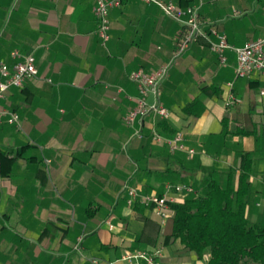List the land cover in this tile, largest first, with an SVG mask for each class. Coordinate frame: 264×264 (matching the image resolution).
Listing matches in <instances>:
<instances>
[{
    "label": "crops",
    "instance_id": "obj_1",
    "mask_svg": "<svg viewBox=\"0 0 264 264\" xmlns=\"http://www.w3.org/2000/svg\"><path fill=\"white\" fill-rule=\"evenodd\" d=\"M93 6L0 0V59L10 66V51L31 54L37 70L0 99L19 115V125L0 123V264H127L126 251L155 247L160 264H204L167 239L171 217L162 222L144 204L128 205L126 186L182 203L187 193L166 188L167 169L182 170L194 188L202 168L214 169L221 185L232 171L236 187L249 153L247 216L264 222V74L237 77L236 53L226 49L220 63L209 46L218 34L233 47L263 37L264 0H201L204 34L170 65L157 97H147L168 115L132 127L124 119L139 90L130 72L168 63L184 28L152 3L121 0L109 8L103 43ZM152 130L180 133L194 152L171 151Z\"/></svg>",
    "mask_w": 264,
    "mask_h": 264
},
{
    "label": "built area",
    "instance_id": "obj_2",
    "mask_svg": "<svg viewBox=\"0 0 264 264\" xmlns=\"http://www.w3.org/2000/svg\"><path fill=\"white\" fill-rule=\"evenodd\" d=\"M121 0H93V12L97 21V35L103 43L109 39L110 22L108 18L109 8L119 5ZM146 3L156 5L165 15L173 18L184 28L181 38L175 45L173 55L168 63L159 66L152 71H144L139 68L133 70L129 74V78L134 81L139 90V96L135 99V106L126 114L125 124L132 127L136 120L142 121L145 117L152 115L154 117L164 118L168 115V110L157 100L148 102L147 97L152 95L157 97L159 92V83L167 75L168 69L173 61L182 55L189 45L199 36L204 34L202 21L199 17V7L201 0H196L195 4L180 6L172 1L165 0H143ZM210 50L217 54L219 62L224 63V51L231 49L236 53V64L234 73L237 77H246L252 73L264 74V36L255 40L248 41L240 47L231 46L226 36L218 34L215 41H211ZM9 56L16 61L12 65H8L6 61L0 59V99L12 87H21L25 80L35 77L37 70L35 67V59L31 54L21 56L17 50H12ZM260 94H264V86L260 89ZM230 103V101H228ZM7 122L19 125V115L15 111L0 108V123ZM140 129H135L134 134L140 136ZM152 140L157 143H166L171 151L181 150L188 154L194 152L193 149H187L183 143V137L180 133L174 134L172 137H164L157 131L152 130ZM47 163L50 160H46ZM167 189L172 188L177 192L189 193L192 188L186 184H167ZM127 204L132 206L136 201L149 207L152 212L164 222L172 217L170 203L173 199L166 195H158L149 193L140 195L138 191L131 186H126ZM161 249H140L126 251L120 260L127 264H160ZM91 264H97L96 260H91ZM112 264V263H111Z\"/></svg>",
    "mask_w": 264,
    "mask_h": 264
},
{
    "label": "trees",
    "instance_id": "obj_3",
    "mask_svg": "<svg viewBox=\"0 0 264 264\" xmlns=\"http://www.w3.org/2000/svg\"><path fill=\"white\" fill-rule=\"evenodd\" d=\"M244 156L236 187L232 171L221 185L214 169L202 168L203 178L195 188L182 183L186 180L182 170L166 171L168 184L192 188L182 203H170L173 214L168 237L193 251L204 264H264V222H253L247 216L251 158L249 153Z\"/></svg>",
    "mask_w": 264,
    "mask_h": 264
},
{
    "label": "rangeland",
    "instance_id": "obj_4",
    "mask_svg": "<svg viewBox=\"0 0 264 264\" xmlns=\"http://www.w3.org/2000/svg\"><path fill=\"white\" fill-rule=\"evenodd\" d=\"M159 220H160V219H159ZM160 221H161V220H160ZM166 229H167V230H166ZM166 229H165V231L167 232V231L169 230V225H168V227H167ZM165 231H164V232H165ZM166 232H165V233H166ZM166 237H167L168 240H170V241L172 242V240H171L172 238H170V237H168V236H166ZM152 249H157V248L155 247V248H152ZM152 249H148V250H152ZM186 259H187V258H186ZM182 261H183V260H182ZM178 262H181V260H179ZM203 263H204V261H203ZM178 264H179V263H178ZM180 264H181V263H180ZM186 264H191V263H190V262H186Z\"/></svg>",
    "mask_w": 264,
    "mask_h": 264
}]
</instances>
